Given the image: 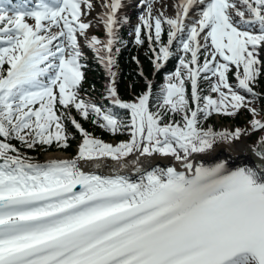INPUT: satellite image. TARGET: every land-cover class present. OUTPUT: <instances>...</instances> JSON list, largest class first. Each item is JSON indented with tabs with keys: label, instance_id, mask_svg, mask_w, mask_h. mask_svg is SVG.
<instances>
[{
	"label": "snow or ice",
	"instance_id": "1",
	"mask_svg": "<svg viewBox=\"0 0 264 264\" xmlns=\"http://www.w3.org/2000/svg\"><path fill=\"white\" fill-rule=\"evenodd\" d=\"M9 2H0V264H264V135L235 167L229 159L212 166H194L189 159L264 133V117L258 119L252 107L262 67L264 0H176L173 17L165 14L164 0H138L135 43H143L146 31L157 70L173 55L174 43L179 56L160 89L156 112L150 110L151 82L132 102H122L114 86L122 0H99L105 41L89 38L92 24L83 19L95 0H36L34 7L19 0L10 9ZM154 3L159 11H153ZM193 8L198 11L190 20ZM80 39L112 78L107 99L129 111L127 122L79 98ZM233 67L235 86L228 78ZM199 78L210 82L217 98L200 95ZM57 104L74 107L84 119L92 114L93 123L113 134L127 130L130 138L115 145L93 138L71 115H58ZM241 110L252 116L246 128L199 126L201 115L234 116ZM174 114L181 120L163 123ZM64 118L82 135L74 159L33 162L8 142L15 139L29 149L54 141L67 147ZM155 153L174 157L186 171L154 168L133 182L88 175L77 166L78 160L102 158L122 165L135 155L131 163L139 169L140 157ZM253 159L258 164L249 166Z\"/></svg>",
	"mask_w": 264,
	"mask_h": 264
},
{
	"label": "trees",
	"instance_id": "2",
	"mask_svg": "<svg viewBox=\"0 0 264 264\" xmlns=\"http://www.w3.org/2000/svg\"><path fill=\"white\" fill-rule=\"evenodd\" d=\"M122 36L125 38V40H121L116 48H119V52H115V66L113 68L114 72L116 73L114 86L118 90L120 96L124 99H132L135 96H139V93L141 90L145 87V81L144 79L138 75L137 73V65L133 60L132 55L135 54L138 56V59H140L143 62L144 65V71L149 75L151 72V65L149 64L146 54L149 53V50L147 49L146 42L143 40V43L140 44V46H136L134 43H132L131 38L127 35V31L125 29H121ZM98 35H100L101 29L97 31ZM165 34V33H164ZM164 34L161 35V41H163ZM157 46V45H156ZM145 52V54H144ZM85 60L83 62L84 69H85V75L84 79L82 80V83L80 85L79 91L81 94L82 99H84L86 102H97L98 95H101L105 92L106 88L101 84V78L104 75V70L102 67L98 66L95 60L91 59L89 55L84 56ZM262 62L261 67V75L258 77L254 84V91L257 93V98L252 104V107L256 108L259 112V115L257 118L264 117V62ZM178 65V60L176 58H173L166 68L159 72L156 75L154 84L152 85L151 95H150V110L152 112L157 111V102L159 97V92L161 87L166 82V77L170 74H173L176 69L175 66ZM230 83L235 86L236 80L234 79L232 73L229 75ZM199 92L200 95L204 94H213L210 92V82L205 81L204 79H200L198 83ZM241 94H244L243 92ZM185 95L186 98L189 99V103L191 104L190 99V93L188 88V81L185 83ZM201 95V96H202ZM251 99V97H249ZM107 101L102 105L103 108L107 106ZM193 108L195 106L191 105ZM57 111L60 114L61 112H65L66 115H71L72 117L79 119L84 127L91 131L94 135L99 136L102 138L105 143H111L110 137L113 136L115 141L118 143L127 141L130 137L127 132V130L116 133V134H110L109 131L102 129L99 127L98 124L93 123V120L95 119V116L92 114L89 115L88 119H84L80 116L78 111L74 107H69L68 109H63L61 106L57 104ZM115 112L117 116L127 122L130 113L128 110L120 109L118 107H114ZM72 113V114H69ZM219 118L216 119L214 117V113H212L207 118H204L202 115L200 117L199 126L203 127L205 129L212 128L214 131H222V130H231L235 129L237 127L239 128H246L248 121L252 119V116L249 112L246 110H241L237 115L234 116H228V115H222L218 114ZM170 120L172 121H180L181 116L180 114H174V115H168L163 120V123L167 124ZM64 128L66 131V134L68 135V146L62 147L58 146L57 143L54 141L51 145H36L34 148L29 149L20 144L19 141L12 139L8 142L15 145L19 150L20 153L24 156L30 157L31 160L37 159L42 160L44 151H55L58 149H63L67 152H71L74 156L77 157L76 151L73 147V144L75 139L79 137V134H77L74 130L73 125L70 123V121L66 118H64ZM264 133L260 131H256L252 133L248 140L250 142L258 140ZM112 144V143H111Z\"/></svg>",
	"mask_w": 264,
	"mask_h": 264
},
{
	"label": "bare ground",
	"instance_id": "3",
	"mask_svg": "<svg viewBox=\"0 0 264 264\" xmlns=\"http://www.w3.org/2000/svg\"><path fill=\"white\" fill-rule=\"evenodd\" d=\"M165 3H170V0H164ZM252 144L247 142L246 138H243V140L236 142L232 145L228 144H219L216 148L215 152L212 153H202V154H194L191 158L190 161L193 163L194 166L198 165H204V166H212L216 162H218L220 159H229L232 161V167H235L239 165L241 161H244L246 158L250 156L249 149L252 148ZM52 158H58V159H70V156L68 154H64L62 152H52L48 153L44 156V159L49 160ZM135 158L133 156L128 162L123 163L122 165L117 164L114 168L120 169L121 167H126L128 170H135L137 169L136 167L133 166L131 161ZM171 160V161H170ZM165 162L162 164V162ZM163 161L161 162H156V164H152L151 160L147 161L145 160L143 162V166L147 167V170L143 173V175L147 171H151L154 168H166L168 167H175L177 171H186L183 166L180 165V162L174 160V159H169V158H164ZM258 163V162H257ZM96 167L100 169V175L106 177L108 174L106 170L111 169V167L107 166L108 163L105 161H100L97 164H94ZM151 165V167H149ZM250 165V164H249ZM77 166L80 168L82 171V167L77 164ZM194 171V169H193ZM188 175H191V173H187ZM143 175L141 176L143 178ZM140 177V178H141ZM129 180H131L130 177H127Z\"/></svg>",
	"mask_w": 264,
	"mask_h": 264
},
{
	"label": "rangeland",
	"instance_id": "4",
	"mask_svg": "<svg viewBox=\"0 0 264 264\" xmlns=\"http://www.w3.org/2000/svg\"><path fill=\"white\" fill-rule=\"evenodd\" d=\"M138 1V0H137ZM167 4V9H166V12L167 13H165L167 16L169 15V7H170V4H171V2L168 4V3H166ZM136 6H138V2L135 4V5H132V7H136ZM160 4H157V3H154L153 4V11L154 12H156V11H159V9H160ZM99 0H95V2H94V6H93V9H92V11H91V14L90 15H87V16H85V17H83V19L86 21V22H91V24H92V26L87 30V32H88V36H89V38H91L92 36H96L97 38H99L101 41H102V33L100 34V35H98V33H97V31H99L100 30V24H99V17H98V15L100 14L99 12H98V10H99ZM140 14H141V12H139ZM138 13V14H139ZM138 17H139V15L137 16V19L134 17L133 18V22H135V23H138L139 21H138ZM129 22H131V20L129 21ZM29 24H34V23H32V22H30ZM121 38V37H120ZM121 40H122V38H121ZM79 43H80V45H81V50L83 51V53H87L88 55H89V57L91 58V59H93V60H95V62H96V60H97V57H96V54L93 52V50H91L90 48H88V47H86L85 46V42H84V40L83 39H80V41H79ZM97 47H103V45L101 44V45H98ZM114 59H115V55H114ZM259 59L261 60V61H263L264 62V48H261V49H259ZM172 60V58L170 57L168 60H167V63H166V66L168 65V63L170 62ZM97 65L98 66H100V67H102V69L104 70V75H103V77L101 78V80H103V81H107L109 78H111V77H109L108 76V74H107V71H106V69H105V67L102 65V64H99V63H97ZM115 66V65H114ZM114 68V67H113ZM166 68V67H165ZM113 70V69H112ZM164 70V69H163ZM114 71V70H113ZM162 70H159V71H157V74L159 73V72H161ZM152 89V88H151ZM142 91H145V89H143ZM202 95V94H201ZM204 95H211V94H204ZM204 95H202V96H204ZM212 96H213V98H217V94L216 93H213L212 94ZM103 100V98H102V96H99L98 95V99H97V102H92V103H95V104H97V103H100L101 101ZM106 108H107V106H106ZM111 110H113V107H111L110 108ZM69 114H72V113H69ZM64 120V119H63ZM253 146L255 145V142L252 144ZM252 146V147H253ZM49 153H52V152H49ZM55 153V152H54ZM46 154H48V153H46ZM45 154V155H46ZM133 156H135V155H131V158L133 157ZM162 156V155H161ZM153 157H155V155L153 156ZM165 158L166 157H168V156H164ZM191 157V156H190ZM148 158H152V157H148ZM173 159H174V157H172ZM102 161H105V162H108V161H106V160H104V159H101ZM100 160V161H101ZM99 161V160H98ZM78 164H80L79 162H77Z\"/></svg>",
	"mask_w": 264,
	"mask_h": 264
},
{
	"label": "water",
	"instance_id": "5",
	"mask_svg": "<svg viewBox=\"0 0 264 264\" xmlns=\"http://www.w3.org/2000/svg\"><path fill=\"white\" fill-rule=\"evenodd\" d=\"M252 161L254 162L253 164H258V163H257L258 161H255L254 159H253Z\"/></svg>",
	"mask_w": 264,
	"mask_h": 264
}]
</instances>
